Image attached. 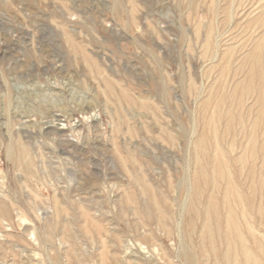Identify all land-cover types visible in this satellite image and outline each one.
Returning a JSON list of instances; mask_svg holds the SVG:
<instances>
[{
    "label": "rangeland",
    "instance_id": "obj_1",
    "mask_svg": "<svg viewBox=\"0 0 264 264\" xmlns=\"http://www.w3.org/2000/svg\"><path fill=\"white\" fill-rule=\"evenodd\" d=\"M262 114L264 0H0V264H264Z\"/></svg>",
    "mask_w": 264,
    "mask_h": 264
},
{
    "label": "bare ground",
    "instance_id": "obj_2",
    "mask_svg": "<svg viewBox=\"0 0 264 264\" xmlns=\"http://www.w3.org/2000/svg\"><path fill=\"white\" fill-rule=\"evenodd\" d=\"M262 62V58L260 53L257 51L254 54V65H261ZM260 73V69L255 67V69L253 70V76H259ZM263 118H264V114H262ZM208 147V141L206 138H203L201 140V148L202 150H206V148ZM262 150L264 151V145H262ZM226 153V151H225ZM256 153V152H254ZM27 154V150H25V148L20 150V156L22 157L23 155ZM256 155V154H255ZM223 158V157H222ZM257 159V158H256ZM205 164V163H204ZM251 165V164H250ZM215 172V174L217 176H222L224 174L225 171V166L219 161L217 163L214 164L213 168H212ZM198 172V171H196ZM201 177L202 180L199 182H197L196 184V188H195V201L193 202L192 205V209L195 210L196 205H197V200L202 198L203 194H204V189L206 187V185H208L209 183L211 184V177L210 174H208L207 171H205V169H201ZM254 172V171H253ZM251 181L255 182L256 181V175L255 173L252 174L251 176ZM256 188H257V184H256ZM146 191H148L146 189ZM230 194L232 192V190H229ZM228 199L231 198V195L227 196ZM128 203L130 204H137V197L135 194H132L131 196H129V198L127 199ZM164 202V199H161L158 201L155 200V198H151L150 199V204L148 205V207H140V211L143 213V215L149 219L151 218V209L150 207H154L157 208L159 207V203L162 204ZM90 204V203H88ZM87 205V204H86ZM90 206V205H89ZM59 212L62 213L63 211L61 210V208L59 207ZM84 215L90 219L92 221V223L94 224L96 230L98 232L102 231V227L99 224V222L94 221L93 219H91V217L88 214V210H84ZM162 215L160 216L159 219V224L162 226H165L168 222V218L166 216V212H162ZM230 215L228 216L227 222H228V226H229V232L228 235L230 237L233 236H239L238 233V221L236 219V216H234L233 214H231V212H229ZM9 215V209L7 204L4 201L0 200V222L2 221L3 217H6ZM169 217V216H168ZM195 219H201L202 221V230L204 232L205 238L211 242L214 243L215 239H216V230H220L221 226H222V222H223V218L220 212V205L217 201L215 200H211L210 202V206L208 207V209H205V211L203 213H199L196 214V216H194ZM192 218L191 221L189 222V228L192 230L195 227V219ZM65 222V221H64ZM73 224H74V219H71L70 221H67L64 224H58V223H51L49 226V231L50 234L53 235L55 234L58 230H60L64 236V238L66 240H68L69 242L72 243V247L70 249V257L72 258V262L73 263H77V264H82L81 263V258L80 255L78 254L76 248H75V241H76V235L75 233H73ZM216 226V227H214ZM138 224H136L134 226V230L138 231L139 229ZM90 235V234H89ZM141 237L147 239L148 237L146 235H140ZM10 245H5V244H1L0 243V255L4 256L8 253L9 250H11V246ZM242 248L244 250V253L246 255H248V263L249 264H261L259 258H256L253 254L250 253L249 248L247 247V245L245 244V242H242ZM80 252V251H79ZM23 261V260H21ZM244 261V260H243ZM247 262V261H246ZM69 263V261H68ZM103 264H108L107 262H103Z\"/></svg>",
    "mask_w": 264,
    "mask_h": 264
}]
</instances>
